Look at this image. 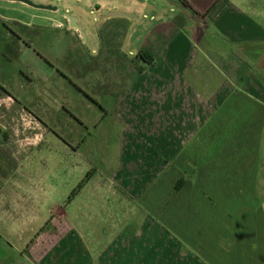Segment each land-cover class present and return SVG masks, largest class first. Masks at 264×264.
<instances>
[{"label":"crops","instance_id":"crops-1","mask_svg":"<svg viewBox=\"0 0 264 264\" xmlns=\"http://www.w3.org/2000/svg\"><path fill=\"white\" fill-rule=\"evenodd\" d=\"M75 2L85 37L58 5L31 19L1 13L30 12L28 4L0 5V200L16 208L1 185L24 172L18 164L40 143L27 128L48 123L30 106H56L39 96L56 94L60 110L88 84L103 115L79 125L107 117L119 127L118 160L106 154V170L95 167L90 179L95 225L81 217L56 245L27 254L36 252V264H252L259 249L264 264V0ZM119 10L131 16L112 15ZM58 38L69 39L62 54L42 55L51 73L24 60ZM19 109L18 145L10 133Z\"/></svg>","mask_w":264,"mask_h":264},{"label":"rangeland","instance_id":"rangeland-1","mask_svg":"<svg viewBox=\"0 0 264 264\" xmlns=\"http://www.w3.org/2000/svg\"><path fill=\"white\" fill-rule=\"evenodd\" d=\"M49 1L58 5L65 12L78 13L75 8L77 4L75 0ZM175 1L178 4H183L179 0ZM4 3H8V5L22 4L20 1L0 0V5H4ZM32 9L30 12L16 10L17 13H11L14 12L12 9L11 12L2 9L1 13L26 15L20 16L22 19H31L32 14H46L48 12L51 14V10L35 7ZM142 15L144 14L142 13ZM144 17L150 18V21H152V14L146 12ZM4 22L8 26H21L20 23L14 20H4ZM55 23L57 26L62 25L59 20ZM68 43V38H58L52 46L49 45L50 42L47 45H35L34 48L40 54L38 55L33 49H28L24 55L26 58L24 60H27L32 68L42 71L44 74L51 73V64L46 63L42 55L55 58L54 54L61 55L65 49L64 46ZM2 63L9 72L12 71V64L5 60ZM86 80L89 81V79ZM6 81L2 80V83ZM54 86H56L55 80L51 84L52 91L57 90ZM91 91L93 90L89 85L85 84V87L80 88L82 94L77 92L75 97L72 94L67 95L65 103L70 104V106H65L64 109L60 110H58L57 102L59 103V100H57L56 94L49 95V99L42 95L37 100L38 102H52L56 106H30L32 114L34 112L42 116L45 122L48 123L46 125L43 123L35 125L32 129L27 128L26 133L34 136L33 142H36L42 136L40 143L29 149L30 159L28 161L22 158L21 164H18V167H25L24 172L13 173L11 175L12 179H7L1 185L2 195L7 199V202L9 201L8 196L13 194L12 197L13 199L16 198L17 205L15 208L13 204L10 205V202L7 204L6 201H2L3 199L0 200V264L40 263L37 261L36 252L27 254L28 247L34 244L41 250L47 246L56 245L59 236L70 234L72 232L70 230L74 229V221H78L81 217L88 220L90 226L95 225L93 218L97 216L96 208L89 205L90 202L97 200V197L90 195L95 178L90 179L95 175V167L98 169L103 168V171L106 170V154L110 155L109 159L114 160V162L118 160L119 127L115 126L114 129L112 127L110 129L112 118L107 117L104 122L102 121L96 127L92 124L89 125L90 123L84 126L83 122L82 126L79 125L82 117L85 118L86 116V118L92 119V113L102 118L103 112L100 106L90 105L93 101L90 96ZM23 98H21L22 101ZM74 102H78L79 106H72ZM80 106L84 113H81ZM3 107L2 105L0 109ZM21 113L20 109L13 113L12 116L16 119V131L11 129L10 133L17 136L18 145L25 139L24 124L22 123L24 116ZM72 115L76 117L74 118ZM28 141L30 142V140ZM29 174H32L33 180L27 183ZM3 175L5 176L4 173ZM97 178H99V175ZM1 179L2 176L0 175ZM3 205L4 207H2ZM6 214H9L11 218L6 217ZM43 228L45 229L41 231ZM40 231L44 235L36 243L35 238L41 233ZM33 240L34 243H32ZM66 245L69 247L68 243ZM257 252L258 258L253 260L252 264H260L261 252L259 253V249ZM230 264L232 263L230 262Z\"/></svg>","mask_w":264,"mask_h":264},{"label":"water","instance_id":"water-1","mask_svg":"<svg viewBox=\"0 0 264 264\" xmlns=\"http://www.w3.org/2000/svg\"><path fill=\"white\" fill-rule=\"evenodd\" d=\"M13 1H20L25 4H28L35 8H41V9H47V10H53L56 11L58 9L57 5L51 4V3H42V2H35L34 0H13ZM112 15L115 16H127L130 17V13H127L125 11L119 10L112 12ZM65 18L69 21V26L72 28H77L82 35L85 37V32L83 31L81 25L77 22V17L75 15H72L68 12L64 13Z\"/></svg>","mask_w":264,"mask_h":264},{"label":"flooded vegetation","instance_id":"flooded-vegetation-1","mask_svg":"<svg viewBox=\"0 0 264 264\" xmlns=\"http://www.w3.org/2000/svg\"><path fill=\"white\" fill-rule=\"evenodd\" d=\"M64 14V13H63ZM2 23V22H1ZM5 24V22H3V25ZM68 24H69V21H68ZM8 27V26H7ZM54 71L55 72H59V73H61V74H65V70L64 69H60L59 67H56V68H54ZM72 116H74V115H72ZM76 116H74V118H75Z\"/></svg>","mask_w":264,"mask_h":264},{"label":"trees","instance_id":"trees-1","mask_svg":"<svg viewBox=\"0 0 264 264\" xmlns=\"http://www.w3.org/2000/svg\"><path fill=\"white\" fill-rule=\"evenodd\" d=\"M179 1H181L182 3H185V4H186L185 0H179ZM194 12H196V11H194ZM140 54H143V51H141V52L139 53V55H140ZM143 56H144V54H143ZM179 185H180V184H179ZM179 185H176L177 188L179 187ZM49 222H50V221H49ZM44 229H45V228H43L41 231H43ZM41 231H40V232H41ZM40 232H39V233H40Z\"/></svg>","mask_w":264,"mask_h":264}]
</instances>
